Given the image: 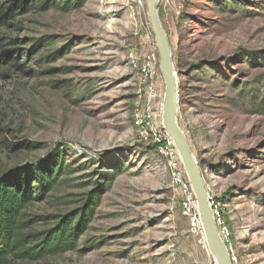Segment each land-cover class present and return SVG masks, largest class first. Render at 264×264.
<instances>
[{
	"label": "rangeland",
	"instance_id": "obj_1",
	"mask_svg": "<svg viewBox=\"0 0 264 264\" xmlns=\"http://www.w3.org/2000/svg\"><path fill=\"white\" fill-rule=\"evenodd\" d=\"M158 13L177 120L237 264H264V0H160ZM1 37L24 66L0 68V175L61 165L26 210L34 231L88 215L75 250L8 264H216L135 125L140 71L159 58L146 0H41Z\"/></svg>",
	"mask_w": 264,
	"mask_h": 264
},
{
	"label": "trees",
	"instance_id": "obj_2",
	"mask_svg": "<svg viewBox=\"0 0 264 264\" xmlns=\"http://www.w3.org/2000/svg\"><path fill=\"white\" fill-rule=\"evenodd\" d=\"M40 1L0 0V28L9 25L19 15V11L32 8ZM5 40L0 38V68L7 65L21 68L24 65L21 64L19 49L12 48L16 40L4 43ZM15 171L0 175V264H8L11 260L37 261L75 250L86 228L88 215L85 207L73 219L59 222L45 231H34L37 220L26 214L33 201L42 198L45 190L53 189L63 174L61 165H51L45 172L42 167L18 173ZM110 181L112 179H108L105 186Z\"/></svg>",
	"mask_w": 264,
	"mask_h": 264
},
{
	"label": "built area",
	"instance_id": "obj_3",
	"mask_svg": "<svg viewBox=\"0 0 264 264\" xmlns=\"http://www.w3.org/2000/svg\"><path fill=\"white\" fill-rule=\"evenodd\" d=\"M143 65V69L140 71V101L135 111V125L142 131V134L150 137L152 144L156 147V152L166 161L172 183L175 189L183 195L182 208L189 213L192 226L198 227L203 234V227L201 229L198 226L200 215L195 193L175 143L167 134L163 124L165 82L161 77L159 58L157 55H152ZM210 202L218 231L229 250L230 260L232 264H237V258L232 250L231 230L225 218L224 209L219 202L217 203L211 198Z\"/></svg>",
	"mask_w": 264,
	"mask_h": 264
},
{
	"label": "water",
	"instance_id": "obj_4",
	"mask_svg": "<svg viewBox=\"0 0 264 264\" xmlns=\"http://www.w3.org/2000/svg\"><path fill=\"white\" fill-rule=\"evenodd\" d=\"M159 1L160 0H146V5L147 16L159 52L160 70L165 82L162 114L163 124L167 134L175 143L195 193L198 211L209 250L215 258L216 264H232L229 250L220 236L212 213L210 196L207 192L200 167L191 149L188 137L177 121L179 105L177 73L174 68V59L168 38L160 22L158 13Z\"/></svg>",
	"mask_w": 264,
	"mask_h": 264
},
{
	"label": "bare ground",
	"instance_id": "obj_5",
	"mask_svg": "<svg viewBox=\"0 0 264 264\" xmlns=\"http://www.w3.org/2000/svg\"><path fill=\"white\" fill-rule=\"evenodd\" d=\"M115 20H113L112 22H114ZM163 116V115H162ZM178 121V120H177ZM199 226H200V228L202 229V222H201V219H200V222H199ZM203 233H204V230H203ZM208 246V245H207Z\"/></svg>",
	"mask_w": 264,
	"mask_h": 264
}]
</instances>
